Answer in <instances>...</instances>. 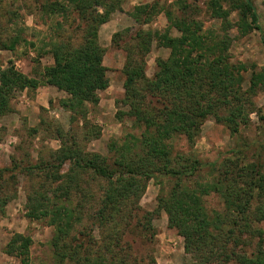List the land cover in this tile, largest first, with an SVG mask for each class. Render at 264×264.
Segmentation results:
<instances>
[{
  "label": "trees",
  "instance_id": "obj_1",
  "mask_svg": "<svg viewBox=\"0 0 264 264\" xmlns=\"http://www.w3.org/2000/svg\"><path fill=\"white\" fill-rule=\"evenodd\" d=\"M123 1L42 3L43 17L68 18L72 12L77 16L66 29L62 21L55 22L54 33L44 43V53L54 62L41 78L0 61V123L14 111L16 91L50 85L67 94L60 105L69 111L70 121L83 122L85 138L98 137L100 127L87 119V104L99 103V92L110 85L100 29ZM3 2L0 11L7 10ZM196 2L175 0L165 6L154 0L135 5L128 12L135 25L113 35V45L125 54L124 96L116 116L137 132L113 140L104 155L88 151L71 130L41 116L32 134L44 131L59 140V147L44 146L37 158L12 156L11 164L0 166V212L5 213L15 197L21 175L28 181L27 217L54 227L50 244L55 264H156L151 255L139 259L137 242L153 241L154 220L162 212L168 227L184 238L195 264H264V106L254 100L264 90V66L233 62L230 53L231 29L246 36L261 28L260 17L254 0H208L207 8L220 28L205 29ZM162 12L168 26L150 27ZM24 31L18 24L8 27L0 22V50H16ZM154 46L169 53L156 58L149 76ZM252 113L258 116L260 137L240 139L214 160L175 149L177 137L185 138L192 149L209 117L238 135ZM2 139L0 124V143ZM203 174L213 177L208 180ZM150 180L161 185V192L156 208L145 210L140 200ZM213 193L222 206L210 211L205 197ZM32 243L31 236L16 232L5 252L19 264H35Z\"/></svg>",
  "mask_w": 264,
  "mask_h": 264
},
{
  "label": "rangeland",
  "instance_id": "obj_2",
  "mask_svg": "<svg viewBox=\"0 0 264 264\" xmlns=\"http://www.w3.org/2000/svg\"><path fill=\"white\" fill-rule=\"evenodd\" d=\"M7 10L0 11V22L4 26H22L24 40L16 50H0V61L4 66L13 62L15 67L33 77H40L47 65L54 62L50 53H44V43L49 40L56 21L64 24L66 29L76 13H70L69 17L56 15L55 17H43L40 11L42 3L51 0H3ZM154 0H125L121 8L112 13L110 21L101 26L100 42L106 49L104 63L109 68L108 77L110 85L107 89L99 92V103L87 104V119L94 126L100 127V135L91 140L85 138L83 122L80 120L70 121V113L60 105V99L67 96L63 91H59L48 98L47 107L39 105L36 99V90L24 89L16 91L12 100L13 112L2 117L3 139L0 143V166H7L12 162V156L19 159L27 154L37 158L38 150L44 146L58 148L59 140L52 138L44 131L33 135L31 130L40 124L41 116L53 125H59L66 130H71L77 135V139L85 145L88 151L99 152L104 155L109 154V147L113 140H121L133 130L129 121L117 119L116 113L119 109L118 101L124 96L122 68L125 61V54L122 50L113 45V35L115 32L135 25L133 18L129 16V11L133 6L153 2ZM208 0H197L198 19L202 20L205 29L219 30L220 21L213 18L207 8ZM175 0H161V3L168 6ZM259 14L260 29H255L246 36L240 35L236 27L230 33L234 40L230 48L233 62H244L247 64H258L264 66V0H254ZM71 8L74 5H70ZM102 11L103 8L99 7ZM15 13H19L17 16ZM232 22L236 21V13L231 15ZM168 21L164 12L159 13L150 24L152 28L163 29L168 26ZM14 28L11 29V32ZM63 30V29H62ZM178 32L174 31V34ZM46 38V39H45ZM34 43V44H32ZM168 50L154 46L148 59L147 73L153 74L156 68V58L167 56ZM249 78L250 72H245ZM258 107L264 106V90H260L254 98ZM46 126V124H45ZM92 127V128H93ZM44 128V126H43ZM46 128V127H45ZM260 122L256 113L251 114L249 125H242L238 135H232L224 124H218L213 117H209L203 127L201 135L190 149L187 140L177 137L173 140L175 149L188 154L194 153L204 160H214L221 152L235 146L240 139L259 138ZM30 156V157H31ZM208 180L212 175H205ZM18 186L13 190L15 197L5 207V213L0 212V264H19V259L5 252V247L12 235L16 232L24 233L32 237L31 260L35 264H55L50 240L53 236L54 227L46 223L45 220H31L27 217V185L28 181L19 175ZM165 185H169L166 183ZM161 192V185L155 180H150L147 189L142 196L140 203L145 210H154L157 206V198ZM205 202L210 211L220 209L222 199L217 194L205 197ZM156 235L152 242L145 245L137 242V255L142 260L154 257L156 264H195L190 253L185 250V240L176 230L168 227V217L165 212L154 220Z\"/></svg>",
  "mask_w": 264,
  "mask_h": 264
},
{
  "label": "crops",
  "instance_id": "obj_3",
  "mask_svg": "<svg viewBox=\"0 0 264 264\" xmlns=\"http://www.w3.org/2000/svg\"><path fill=\"white\" fill-rule=\"evenodd\" d=\"M36 92L37 94L35 100L38 102L39 105L47 107L48 98L51 97L53 94L58 93V89L50 85H41L36 89Z\"/></svg>",
  "mask_w": 264,
  "mask_h": 264
}]
</instances>
